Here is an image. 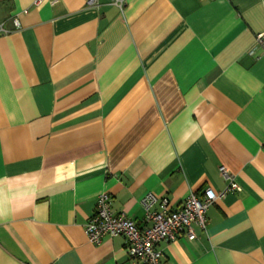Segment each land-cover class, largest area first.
<instances>
[{
	"label": "crops",
	"instance_id": "0c3cea01",
	"mask_svg": "<svg viewBox=\"0 0 264 264\" xmlns=\"http://www.w3.org/2000/svg\"><path fill=\"white\" fill-rule=\"evenodd\" d=\"M35 1L0 0V264H139L89 240L98 196L143 224L221 168L241 189L162 262L264 264V0Z\"/></svg>",
	"mask_w": 264,
	"mask_h": 264
},
{
	"label": "built area",
	"instance_id": "2783aa9c",
	"mask_svg": "<svg viewBox=\"0 0 264 264\" xmlns=\"http://www.w3.org/2000/svg\"><path fill=\"white\" fill-rule=\"evenodd\" d=\"M88 7H99L102 0H85ZM110 4L124 10L126 0H107ZM41 0H36L38 5ZM18 25L19 19L13 18ZM7 32L0 24V33ZM264 52V32L258 34L254 48ZM222 175L228 181L223 191L208 187L202 193L192 192L180 206L172 208L167 198H158L147 193L141 200L145 209L143 224H138L125 212H115L112 208L111 194L104 192L98 196L94 213L88 218L84 228L89 240L100 244L105 237L122 236L125 238L126 251L132 260L139 264H163L162 251L158 248L161 241L172 242L180 237L193 240L197 237L196 228L205 231L207 228V212L210 206L222 198L228 191H239L240 185L234 176L225 168Z\"/></svg>",
	"mask_w": 264,
	"mask_h": 264
}]
</instances>
